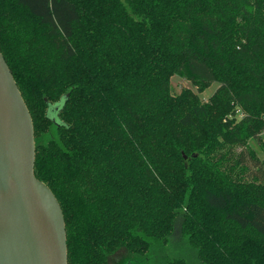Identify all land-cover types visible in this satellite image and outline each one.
I'll use <instances>...</instances> for the list:
<instances>
[{
	"label": "trees",
	"instance_id": "1",
	"mask_svg": "<svg viewBox=\"0 0 264 264\" xmlns=\"http://www.w3.org/2000/svg\"><path fill=\"white\" fill-rule=\"evenodd\" d=\"M0 50L68 264H264V0H0Z\"/></svg>",
	"mask_w": 264,
	"mask_h": 264
},
{
	"label": "water",
	"instance_id": "2",
	"mask_svg": "<svg viewBox=\"0 0 264 264\" xmlns=\"http://www.w3.org/2000/svg\"><path fill=\"white\" fill-rule=\"evenodd\" d=\"M35 159L33 118L0 50V264H68L64 212Z\"/></svg>",
	"mask_w": 264,
	"mask_h": 264
},
{
	"label": "rangeland",
	"instance_id": "3",
	"mask_svg": "<svg viewBox=\"0 0 264 264\" xmlns=\"http://www.w3.org/2000/svg\"><path fill=\"white\" fill-rule=\"evenodd\" d=\"M171 83H172V89L174 92H180L184 86H187V87H190L196 90V87H194L189 80L181 76H178V75L172 76ZM218 86H219L218 82H213L212 84L208 85L202 92H200L199 96L202 99H208L215 92ZM251 145L254 146L258 150L260 148V145L256 141H251ZM260 155L264 156V153L260 152ZM129 259H130V255L128 254L126 249L121 248L116 253L110 256L109 264H127Z\"/></svg>",
	"mask_w": 264,
	"mask_h": 264
}]
</instances>
